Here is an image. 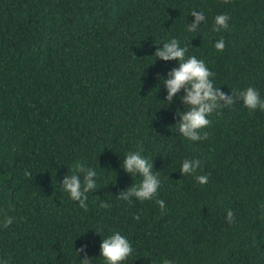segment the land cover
Returning a JSON list of instances; mask_svg holds the SVG:
<instances>
[{
    "label": "trees",
    "instance_id": "obj_1",
    "mask_svg": "<svg viewBox=\"0 0 264 264\" xmlns=\"http://www.w3.org/2000/svg\"><path fill=\"white\" fill-rule=\"evenodd\" d=\"M193 10L206 17L195 33ZM218 14L228 29L213 31ZM172 38L223 92L264 99V0H0V264H81L83 244L107 264L100 243L114 232L133 248L124 264H264V111L237 101L208 117L207 139L183 137L187 106H160L159 77L178 62L153 55ZM140 148L157 196L119 200L142 179L121 167ZM185 159L200 160L195 173L180 174ZM76 162L97 172L87 210L60 187Z\"/></svg>",
    "mask_w": 264,
    "mask_h": 264
},
{
    "label": "clouds",
    "instance_id": "obj_2",
    "mask_svg": "<svg viewBox=\"0 0 264 264\" xmlns=\"http://www.w3.org/2000/svg\"><path fill=\"white\" fill-rule=\"evenodd\" d=\"M228 3V0H224ZM194 19L187 26L189 32H197L200 24L206 21L203 12L193 10L190 13ZM230 17L227 14H218L214 18L213 31L228 29ZM217 51H223L225 42L221 38L214 45ZM187 47H181L177 39L172 38L157 47L154 56L163 61L175 60L178 67L172 68L166 73L165 77H159L163 80V85L167 91L163 103L160 106H168L172 103L174 97H178L180 102L187 109L182 114H177L179 119L176 121L178 132L185 138L192 141H202L208 138V133H201V129L211 124L208 117L217 110L236 104L242 101L243 105L251 112L257 109L264 111V99L260 93L253 87H247L241 92L231 90V93L223 92L215 86L213 80L215 73L209 70L203 59L196 56H186ZM183 90V95H179ZM142 148L128 152L122 161L123 170L130 174H138L142 179L138 184H131L126 189L121 190L117 196L119 200L131 202L133 198L138 201L152 200L157 196L158 189L161 185L158 172L153 171V162L143 156ZM199 159H185L180 167L181 175H190L196 172L200 167ZM74 171L71 175H64L60 187L67 191L73 201L79 202V206L87 210V193L97 189V172L94 168L85 167L81 162H76L73 166ZM81 174L83 179H81ZM25 176L31 178V173L25 171ZM195 180L203 185L208 182L207 175H197ZM156 204L164 214L165 202L162 199H156ZM100 207L108 209L111 205L101 201ZM13 217L6 216L3 220V227L7 228L13 223ZM134 219L139 220V216ZM226 221L231 224L235 221L232 210H227ZM97 233V232H96ZM87 245L83 244L75 251L79 254L84 253L81 258V264H92V257L87 256L85 249ZM133 248L129 240L120 234L114 232L112 235L101 240L100 256L107 264H124L132 254ZM3 264H7L6 261ZM161 264H174L171 259H164Z\"/></svg>",
    "mask_w": 264,
    "mask_h": 264
}]
</instances>
